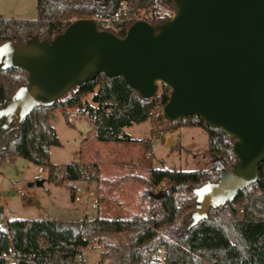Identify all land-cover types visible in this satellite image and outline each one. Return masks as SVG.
Here are the masks:
<instances>
[{
  "label": "trees",
  "instance_id": "trees-1",
  "mask_svg": "<svg viewBox=\"0 0 264 264\" xmlns=\"http://www.w3.org/2000/svg\"><path fill=\"white\" fill-rule=\"evenodd\" d=\"M37 6L35 19L0 17V44L8 40L25 42L33 36L50 41L81 18L94 19L98 29L124 37L133 23L143 19L156 25L170 19L177 10V5L168 0H37ZM160 7H168L173 13L161 15ZM142 12L151 15L142 17ZM0 82L9 102L15 91L28 83V74L23 69H0ZM170 91L163 86L153 99H144L122 77L102 73L93 81L74 87L53 105L37 107L20 127L8 131L0 123V165L7 157H22L45 167L49 179L58 184L86 179L79 162L67 164L70 177L64 178L56 171L58 166L51 163V148L61 145L51 124L53 112L61 110L68 119V109L81 108L82 99L90 95L93 104L82 110L93 122L98 140L138 142L124 128L150 120L155 103L163 107ZM154 123L157 124L154 130L159 128L165 134L182 127L201 128L208 136L211 167L199 170L156 167L147 175H125L110 182L135 180L145 187L142 197L148 201V207L145 213L133 218L12 219L6 223L7 228L0 223V264H86L83 259L76 261V256L93 240L101 238L110 248L102 257L115 252L112 264H264V163L255 183L222 208H210L208 218L190 227L191 212L183 214L182 192L193 195L194 202H188L189 208L194 207L196 196L192 189L219 179L214 160L219 159L228 169L238 160L233 152L235 139L196 116L169 121L161 115ZM89 180H102L100 167ZM159 193L160 198L153 197ZM124 233L129 240L123 246L106 239ZM3 253L14 261L9 263Z\"/></svg>",
  "mask_w": 264,
  "mask_h": 264
},
{
  "label": "water",
  "instance_id": "water-1",
  "mask_svg": "<svg viewBox=\"0 0 264 264\" xmlns=\"http://www.w3.org/2000/svg\"><path fill=\"white\" fill-rule=\"evenodd\" d=\"M168 1L177 5L170 19L139 20L124 37L81 18L50 41L33 36L0 44V69L28 74L9 102L0 82V123L8 131L20 127L37 107L102 73L122 77L144 99L170 88L162 109L167 120L196 116L235 139L233 167L215 159L218 181L192 189L193 227L255 183L264 163V0Z\"/></svg>",
  "mask_w": 264,
  "mask_h": 264
},
{
  "label": "rangeland",
  "instance_id": "rangeland-1",
  "mask_svg": "<svg viewBox=\"0 0 264 264\" xmlns=\"http://www.w3.org/2000/svg\"><path fill=\"white\" fill-rule=\"evenodd\" d=\"M161 15L172 14L168 7H160ZM174 14V13H173ZM172 14V15H173ZM151 13L142 12V17H150ZM38 16L37 0H0V17L17 19H35ZM163 86H160L161 93ZM93 104L91 96L82 99L81 108L68 109V119L61 110H55L51 115V124L55 128L61 145L51 148V163L66 169L71 162H80L89 166H100V181L88 180L91 187L100 198L97 212L91 213V209L75 205L72 202L73 185L66 181L58 184L49 179L48 170L43 174L45 182L42 186H29L34 182V175L38 166L22 157H7L0 165V223L5 225L12 219H44L54 217L59 220H77L84 217V212H90L93 217L106 218H133L145 213L148 201L142 197L145 187L138 181L128 180L123 183L115 182L118 177L125 175H147L153 168L152 156L146 153L147 137L151 136V126L157 127L154 119L142 123H135L124 128L138 142H119L121 152H114L116 142L100 141L93 130V122L82 108ZM152 124V125H151ZM159 129V128H158ZM153 129V136L159 130ZM142 140V141H141ZM150 141V139H148ZM178 148L166 156L165 165L162 167L176 168L178 170H199L211 167L209 158L208 136L199 127H182L178 129ZM141 143H145L144 145ZM118 151V150H117ZM156 155L162 151L155 147ZM123 153V156H121ZM116 156V157H115ZM118 157V158H117ZM111 182V183H110ZM85 185V183H82ZM182 211H193L189 208V202L194 198L187 191L182 192ZM189 201V202H188ZM129 235L115 234L106 238L115 245L123 246L128 242ZM110 250L103 238L96 239L86 247L83 252V260L86 264H112L111 256L115 252L102 257V253ZM160 258L163 259V250Z\"/></svg>",
  "mask_w": 264,
  "mask_h": 264
},
{
  "label": "built area",
  "instance_id": "built-area-1",
  "mask_svg": "<svg viewBox=\"0 0 264 264\" xmlns=\"http://www.w3.org/2000/svg\"><path fill=\"white\" fill-rule=\"evenodd\" d=\"M162 109L163 107H160L159 104L155 103L154 108L151 112V117L158 118L159 116L163 115ZM146 156L149 158L151 156V153L148 151L146 153ZM80 166H81L80 170L84 173V175L87 178L70 182V184L72 182L77 183V184H74L72 187L73 189L72 202L75 205L84 207V209L90 208L91 213L97 212V210L99 209V205H100V198L98 194L96 193V191L91 187L88 180L89 178H93L97 175V170H98V167L100 166L94 163L89 166L80 164ZM45 171H46L45 167L39 166L37 173L34 175V181L42 180L43 174L45 173ZM56 171L60 174L62 178L70 177V174L67 173V170L66 169L63 170L61 166H58ZM82 183H85V185H83ZM91 213L84 212V217L92 218L93 216L91 215ZM2 257L7 259L9 263L14 261L13 258L8 253H3ZM82 259H83L82 254H79L76 256L75 260L80 261Z\"/></svg>",
  "mask_w": 264,
  "mask_h": 264
},
{
  "label": "crops",
  "instance_id": "crops-1",
  "mask_svg": "<svg viewBox=\"0 0 264 264\" xmlns=\"http://www.w3.org/2000/svg\"><path fill=\"white\" fill-rule=\"evenodd\" d=\"M149 121H151V120H149ZM154 128H155V126L152 125L150 128L151 136L150 137L148 136L146 139H147V142H149L147 144V146H148L149 152L151 153V156H152V163L151 164H152L153 168H156V167H162L161 165H165L166 156L171 155L179 146H178L177 141H176L177 137H178V130L176 132L168 133V134H165V133H162L159 131L152 138ZM179 129H181V128H179ZM148 139H150V141H148ZM118 143L119 142H116V146L114 147V150H115L114 152L120 153L121 149L118 148ZM142 144L144 145L145 143H141V145ZM156 146H159L161 151H162L160 154H158V156L156 155V151H155ZM121 156H123V153H121ZM79 163L81 164V161ZM49 218L55 219L54 217H49Z\"/></svg>",
  "mask_w": 264,
  "mask_h": 264
}]
</instances>
